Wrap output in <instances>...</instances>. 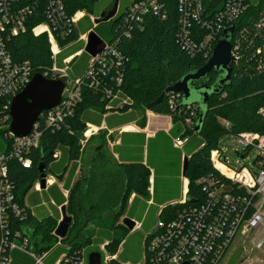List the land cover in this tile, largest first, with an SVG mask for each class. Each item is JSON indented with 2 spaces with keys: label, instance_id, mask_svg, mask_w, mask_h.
Segmentation results:
<instances>
[{
  "label": "trees",
  "instance_id": "obj_1",
  "mask_svg": "<svg viewBox=\"0 0 264 264\" xmlns=\"http://www.w3.org/2000/svg\"><path fill=\"white\" fill-rule=\"evenodd\" d=\"M45 1L20 0V7L34 4L31 7L32 13L25 19L24 30L16 36L8 35L5 31L1 35L4 48L14 62H28L33 74L41 73L51 79L53 59L47 35L46 33L35 35L32 32L35 25L48 22ZM95 1L64 0V21L70 19L76 11L90 12ZM110 1L112 0H108ZM159 3L158 14L145 15L142 28H135L128 37L122 38L117 44L124 61L121 68L122 82L118 86L119 92L132 101L131 105H126L121 110L126 111L131 107L143 108L163 95V100L149 110L157 114L168 115L174 123L181 121L182 124L189 112L186 108H178L180 106H177L176 110L170 109L165 89L178 82L187 72L196 70L207 62L215 45L200 46L207 33V29L202 28L200 22L205 18L213 17L218 3L215 0H203L204 10L198 19L186 16L190 22V29L186 36L180 35V22L183 14L178 0H159ZM126 6L120 7L122 9L120 13ZM99 15L96 16L99 17ZM85 17L86 15L82 18ZM115 20L116 18L110 20L111 37L114 33L112 31ZM64 21L62 25L67 32L65 37L57 35V29L52 26L60 47L75 42L81 34L91 29L79 25L80 19L76 25H69ZM232 43L233 53L237 58L236 63L229 81L222 86L221 92L209 97L199 133L195 134V125L200 113L199 106L191 104L195 106L192 129L188 131L182 126L183 128L179 129L175 135L181 138L190 135L188 141L196 142L195 147L186 155L188 156L184 172V177L188 181L186 201L183 204L176 201L162 207L158 215L159 221L166 223L177 217L182 209L188 206L200 207L201 203L204 204L206 195L203 190L206 178L224 185L226 191L238 193L240 196L244 195V190L239 188L237 183L223 176L213 166L210 152L217 148L219 139L224 136L237 135L244 131L264 132V115L260 112L264 108V0H257V2L248 0L244 13L235 21ZM81 49L82 46L75 50L64 49L58 61L61 62L64 58L71 57ZM88 60L89 56L81 52L79 55H74L68 65H72L75 76H82L84 69L80 67L87 65ZM217 78L218 73L214 70L205 77L209 85H214ZM202 81L203 79L199 80L197 84ZM110 85L113 83L110 82ZM102 88L103 86L91 88L85 81L80 88V99L74 103L67 117L60 121L53 131L43 128L44 132L39 145L24 153V156L30 159L31 164L24 167L18 159L13 157L9 158L6 164L7 177L14 185V193L20 208L27 211L24 220L19 216L10 215V237L19 231L21 237L27 241L26 249L38 255L49 252L58 242L65 245L67 247L64 249L66 257L59 264H64L67 258L69 262L66 264H81L80 261L84 255L83 248L88 245L90 239L77 241L75 239L77 236L84 239L83 233L78 235V231L81 229L84 231L85 226L88 228L90 224L94 225L92 222L106 218L108 213L112 216V228L122 229L123 236L105 238L106 231L96 228L90 244L96 247L104 244L105 253L110 257L115 255L118 246L128 233L124 225L118 222L124 214V206L128 197L132 193L142 197L149 194V166L138 160L117 165L111 164L106 155L98 156L102 146L93 148L95 158L90 159L85 166V175H81V171L75 180L73 179L77 168L76 161L81 158V140L88 121L87 116L93 109L105 111L108 104V98L105 97ZM113 90L116 91V89ZM181 101H183V96ZM7 110L0 102V125H2L0 134L3 138L0 153L7 151L12 142L7 131L9 124ZM225 123H228V126ZM98 134L101 135L103 132L100 131ZM102 138L104 139V136ZM57 149L61 150V157L56 163L53 159V152ZM40 163L45 165L46 175L57 178H62V170L69 169L64 182V189L68 191L66 196L56 184L47 189L54 206L64 207L66 214L72 217L69 234L63 239L53 234L58 222L56 217L38 216L36 213L34 216L24 203L27 193L39 179ZM96 165L101 170L96 171ZM218 167L224 170L221 165ZM119 177L121 180L123 177L122 190L118 189L120 187ZM157 231L158 226L153 228L143 241V264H165L154 260V253H151L148 248L149 241ZM11 252L9 264H35L25 253L16 250ZM107 264L122 263L111 258Z\"/></svg>",
  "mask_w": 264,
  "mask_h": 264
},
{
  "label": "built area",
  "instance_id": "obj_2",
  "mask_svg": "<svg viewBox=\"0 0 264 264\" xmlns=\"http://www.w3.org/2000/svg\"><path fill=\"white\" fill-rule=\"evenodd\" d=\"M20 0H0V102L4 108L8 109L14 96L20 93L29 83L33 73L28 62H14L4 48L2 33L16 36L24 30V22L28 15L32 13L33 5L20 7ZM129 4L122 13L117 6L114 18L113 36L103 42V48L95 56H89L82 76L69 78L67 68L69 60L74 55L83 52V48L68 58H64L63 67L56 64L57 57L61 54L62 48L58 45L57 35L65 37L66 30L62 25L64 21V0H46L45 13L48 22L35 25L32 32L35 35L46 33L50 51L53 59L51 69V79H60L64 82L62 97L58 105L50 110L42 112L38 121L34 124L31 132L23 137H14L7 151L0 153V264H9L11 261L10 252L14 249L23 251L35 258L37 264H42L43 254H35L26 249V239L21 237V233L16 231L10 237L9 217L11 214L26 218L27 211L20 208L15 195L12 182L7 177V161L13 157L18 159L24 167H28L31 162L24 156L33 147L39 145L43 128L53 131L72 110L76 101L80 99V88L88 82L89 87L98 88L103 86L108 104L105 111H119L126 105H131L129 97L119 92L118 86L122 82L121 68L124 65L123 56L117 48L118 42L128 37L132 31L142 28L145 15L158 14L160 10L159 0H127ZM214 1V0H208ZM218 3L213 12V17L205 18L200 22L202 28L207 29L202 46H213L216 44L220 33L235 24V21L244 13L248 6V0H215ZM36 1H34L35 3ZM183 18L180 22V35L186 36L190 29V22L186 16L198 19L202 11L203 0H178ZM119 3V1H118ZM85 15L84 10L76 11L65 23L76 25ZM98 17L90 16L91 22ZM112 20V19H111ZM54 26L58 33H54ZM6 28V30H5ZM92 29L79 36V40L87 41V35ZM187 43V42H186ZM69 70V69H68ZM115 74V75H113ZM110 82L113 85H110ZM113 89H116L114 91ZM168 107L172 110L186 108L189 112L185 119V129H192L193 116L195 114L194 105H183L182 94L167 93ZM177 106H180L177 108ZM8 111V110H7ZM180 111V110H179ZM264 115V108L260 110ZM8 115V114H7ZM188 122V123H186ZM228 126V123H225ZM96 128L86 124L83 131L82 142L87 141L92 134L96 133ZM187 137L172 138L175 147H182ZM237 148L245 149L244 153L237 152L238 158L244 157L248 151L255 149L257 155L254 159L255 172L250 171L244 164L238 169L229 168L226 165L227 157L223 156V150L218 148L210 152V160L213 166L226 178L238 184L244 190V195L226 191L225 186L217 184L213 179H204V193L206 195L204 204L200 207L188 206L178 212V216L168 222L157 221V233L151 238L148 248L154 253V260L165 264H219L225 253L235 238L237 233L246 235L252 230L264 227V132L244 131L235 135ZM82 145V143H81ZM61 157V150L53 152L54 161ZM239 162V161H236ZM218 165H221L222 170ZM151 172V171H150ZM51 175L45 177V188L54 184L50 179ZM40 180L33 184V189L40 192ZM148 182H152V173L148 177ZM63 191V190H61ZM187 189L183 190V196L178 203L186 201ZM175 203V202H171ZM31 211V210H30ZM160 213V212H159ZM155 226V227H156ZM154 227V228H155ZM149 233V232H148ZM148 233L145 235L144 240ZM251 237V243L259 249L264 243V234L260 237ZM57 243L56 245H60ZM55 245V246H56ZM65 255L56 263L63 261ZM83 257V256H82ZM67 258L64 264L68 263ZM83 263V258L80 261Z\"/></svg>",
  "mask_w": 264,
  "mask_h": 264
},
{
  "label": "crops",
  "instance_id": "obj_3",
  "mask_svg": "<svg viewBox=\"0 0 264 264\" xmlns=\"http://www.w3.org/2000/svg\"><path fill=\"white\" fill-rule=\"evenodd\" d=\"M146 112L147 117L144 125L139 124L137 113L132 107L126 111L109 112L93 109L87 116V123L97 130L96 133L92 134V137L96 136L100 131L103 132L99 136H104L105 149L108 152L105 155L111 164L117 165L138 160L149 166L148 168L152 173V182L148 186L149 194L146 197L131 194L128 198L122 217L130 218L135 226L133 230L128 231L124 236L116 254L111 257L106 255L103 249L104 244L99 247L92 246V244L89 245V247L94 249L92 251H101L100 248L102 249L103 252H100L102 255L101 263L107 264V261L111 258L117 259L122 264L143 263L144 237L157 223L161 208L171 202L179 201L183 196L184 188L186 187L185 189H187L188 181L182 174L183 160L188 157L186 156L187 153L195 147L196 142L193 140L188 141L189 138H186L182 147H175L172 138L175 137L179 129L183 128L181 122L174 123L168 115L157 114L150 110ZM126 127H129V129H126ZM114 132H116L115 135ZM112 135L115 136V140H113ZM57 161L54 162L57 163ZM79 161H76L77 168L74 173V180L83 171ZM68 170H62V178L52 175L50 178L60 190H63L62 194L64 196L68 192L67 189H64ZM24 203L34 216L35 213L38 216L44 214L43 209L36 204L33 197H29L30 206L26 204V201ZM55 210L56 212L52 216L59 221L61 218V206H55ZM66 248L65 245L60 244L49 252L44 253L42 264H56L65 255L64 249ZM14 250L25 253L17 249ZM86 251L87 249L84 250L82 257L84 264H87ZM11 253L9 254L10 258ZM25 254L37 264L34 257L27 253Z\"/></svg>",
  "mask_w": 264,
  "mask_h": 264
},
{
  "label": "water",
  "instance_id": "obj_4",
  "mask_svg": "<svg viewBox=\"0 0 264 264\" xmlns=\"http://www.w3.org/2000/svg\"><path fill=\"white\" fill-rule=\"evenodd\" d=\"M119 0H114L112 7L100 13L99 17L93 22V25H98L102 22H108L114 18ZM234 25L222 31L219 36L212 53L207 59V62L200 68L187 72L178 82L165 89V93H180L183 96L182 103L184 105L198 104L199 118L195 125V134L199 133L205 110L207 109L208 99L212 94H219L222 86L230 79L236 56L233 53L232 34ZM103 48V42L99 35L91 30L87 35V41L84 45L83 52L89 56H95ZM212 70L218 73L217 81L214 85H209L205 77ZM203 81L199 84V80ZM64 82L60 79H48L41 73L32 75L29 83L23 90L14 96L11 100L7 114L9 124L7 131L11 136L23 138L27 136L34 124L40 118L42 112L47 111L59 104ZM163 100V95L159 96L154 102L144 106V109L149 110L154 105ZM236 156L238 155L235 152ZM186 158H184L182 174L186 169ZM39 184L40 188H45L46 169L43 163L39 164ZM124 227L131 231L134 228V222L124 217L121 221ZM72 224V217L66 214L64 207L61 208V218L57 222L54 230V236L63 239L69 234V229ZM102 255L99 251H92L87 258V264H101Z\"/></svg>",
  "mask_w": 264,
  "mask_h": 264
},
{
  "label": "rangeland",
  "instance_id": "obj_5",
  "mask_svg": "<svg viewBox=\"0 0 264 264\" xmlns=\"http://www.w3.org/2000/svg\"><path fill=\"white\" fill-rule=\"evenodd\" d=\"M113 1L114 0H112L110 2H108V0L107 1L96 0L94 2V4L92 5L90 12L84 11L86 17L80 19L79 25H81V26L84 25L86 27H90L103 40L108 41L111 38V30H110V24L111 23H110V21L102 22V23H99L98 25L93 26V22L90 21V16L97 17L96 15H99L102 11L110 8L111 5L113 4ZM250 1L251 2H257V0H250ZM127 4H129V1L119 0V3H118L119 10H122L120 8L121 6L124 7ZM77 29H79V28H77ZM81 46L83 48L84 42L78 39L75 42H72L70 44H67V45L61 47L62 48L61 52L64 51V49L75 50V49L80 48ZM60 56L61 55L59 54L57 57L56 64L59 67H63L64 63L62 61L61 62L58 61ZM70 60H69V62H70ZM68 66H69V68H67V73L69 74V78L74 79L75 73L72 71L73 70L72 65H68ZM85 66L86 65H82L80 68L85 69L84 68ZM135 111H136L137 116L139 118L138 119L139 124L144 125L146 123V117H147L146 111L147 110H145L143 107V108H136ZM107 112H109V111H107ZM186 123H188V122H186ZM183 125H185V122L182 121V126ZM1 126L2 125H0V128H1ZM189 130L190 129H188V131ZM191 132H192V135H194V132L193 131H191ZM98 133L94 137L91 136V138L88 141L82 142V140H81L82 151H81V155H80L81 158H80L79 163H81V166L83 169L85 168L87 163H89L90 159L95 158L94 153L92 152L93 148L102 146L101 147V153L98 156L105 155V153H108V152H106L107 149H105L106 148V142L101 136H99ZM115 134H116V132H114V135ZM189 136L190 135H187V138H189ZM112 137H113V140H115V136L112 135ZM235 139H236L235 135H227V136L220 138L218 141L217 148L220 150H223L222 155L227 157L226 165L229 168L238 169L241 165L244 164L247 168L250 169V171L255 172L256 167L254 165V159L257 155L256 150L252 149V150L248 151V153L244 157L238 158L234 151L239 150V152H242V154H243L245 152L244 151L245 149H242V151H241V149L237 148V144L235 142ZM2 143H3V138L0 134V144H2ZM97 158H99V157H97ZM236 161H239V162H236ZM98 164L99 163H97V165ZM97 165L95 167L96 171L101 170ZM85 173L86 172L84 169L82 171L81 175H85ZM150 174H151V172H150ZM56 181H58V180L56 179ZM122 182H123V177H122V180H121V177H119V186L120 187L118 189H120V190H122ZM47 189H42L40 192H37L32 187L25 197L26 204L29 206H30L29 197H33L36 204H38V206L43 209L44 214L42 216L52 215L53 213L56 212L55 206H54V204H52V200H51V197H50ZM127 202H128V199L125 203L124 210L127 206ZM122 216L119 218V221H118L119 223H121V219L123 218ZM111 222H112V216H111V213H108L106 218L98 220V222H92L94 224V225L90 224L92 227L88 226V228H87V226H85L86 228L84 231L82 229L79 230V228H78V230H79L78 235L79 234L81 235L83 233L84 239H80L77 236L75 238L77 241L81 242L85 239H90L88 245L83 248V250L87 249V251L85 253L86 260L88 258L89 253L92 250H94L91 247H89V245H90L91 240L94 238L96 228H99V229L106 231L105 238H109L111 236H116V237H122L123 236L122 229H120V228H114L113 229L111 226ZM156 224L157 223H155V225ZM155 225L151 229H153L155 227ZM263 234H264V227H259L255 230H252V232H249L246 235L237 233L235 238L233 239V241L229 245V247L225 253V256L223 257V259L220 261L219 264H264V243H263V246L261 248L257 249L254 246V244L250 242L251 237H253V236H256L257 237L256 240L259 241L260 237H262ZM103 249H104V247H103ZM100 250L102 251L101 248H100ZM101 251H99V252H101ZM104 252H105V250H104ZM143 261H144V255H143ZM101 264H106V263H101ZM139 264H143V263H139Z\"/></svg>",
  "mask_w": 264,
  "mask_h": 264
},
{
  "label": "bare ground",
  "instance_id": "obj_6",
  "mask_svg": "<svg viewBox=\"0 0 264 264\" xmlns=\"http://www.w3.org/2000/svg\"><path fill=\"white\" fill-rule=\"evenodd\" d=\"M126 129H129V127H126ZM186 188V187H185ZM185 188H184V190H185Z\"/></svg>",
  "mask_w": 264,
  "mask_h": 264
}]
</instances>
